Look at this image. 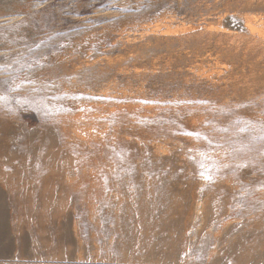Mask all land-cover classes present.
Listing matches in <instances>:
<instances>
[{
    "label": "rangeland",
    "instance_id": "rangeland-1",
    "mask_svg": "<svg viewBox=\"0 0 264 264\" xmlns=\"http://www.w3.org/2000/svg\"><path fill=\"white\" fill-rule=\"evenodd\" d=\"M253 2L0 0V264H264Z\"/></svg>",
    "mask_w": 264,
    "mask_h": 264
},
{
    "label": "bare ground",
    "instance_id": "bare-ground-1",
    "mask_svg": "<svg viewBox=\"0 0 264 264\" xmlns=\"http://www.w3.org/2000/svg\"><path fill=\"white\" fill-rule=\"evenodd\" d=\"M253 1L254 0H247V2L250 3V4L254 3ZM250 23H253V24L259 23V24L256 25V28H259L258 38L260 40H264V22L254 21V22H250ZM251 35L252 36L254 35V33L252 31H251ZM142 36L144 37L143 32L140 33L139 37L142 38ZM159 205L161 206L162 204L160 203V204H158V206ZM159 210L161 211L163 209H159ZM158 214H161V213L159 212ZM177 227H178V224H174L173 223L171 226H168V224H167L163 228H160V229H158L156 227V225H154V227L151 228V230L149 231V234H148L150 239L152 240L151 249L149 250L150 254H151V259L149 261H154L155 260V261H158V262H161V263H176L177 262L176 259L178 258V256H177V253H176V247H175V245L173 243H168V241H167V237L169 235V232L173 233V236H174L176 234ZM241 238L240 237L239 238L236 237L233 240H235V241H237L239 243V241H240L239 239H241ZM242 242H243V240H242ZM236 244H234V246H230L229 250L231 251V253H234L237 250ZM162 248H164L163 249L164 250L163 256L161 258L157 259V255H155L153 253L159 251ZM223 262H224V260H222V259H216L215 261H213V264H223Z\"/></svg>",
    "mask_w": 264,
    "mask_h": 264
},
{
    "label": "snow or ice",
    "instance_id": "snow-or-ice-1",
    "mask_svg": "<svg viewBox=\"0 0 264 264\" xmlns=\"http://www.w3.org/2000/svg\"><path fill=\"white\" fill-rule=\"evenodd\" d=\"M0 99H4V97H0ZM207 179H209V180H211L212 179V177L211 176H208V177H206Z\"/></svg>",
    "mask_w": 264,
    "mask_h": 264
}]
</instances>
